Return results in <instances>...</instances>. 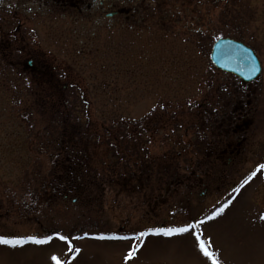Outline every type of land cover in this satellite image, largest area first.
I'll use <instances>...</instances> for the list:
<instances>
[{"label": "rangeland", "instance_id": "obj_1", "mask_svg": "<svg viewBox=\"0 0 264 264\" xmlns=\"http://www.w3.org/2000/svg\"><path fill=\"white\" fill-rule=\"evenodd\" d=\"M259 164L264 0H0V264H264Z\"/></svg>", "mask_w": 264, "mask_h": 264}, {"label": "water", "instance_id": "obj_2", "mask_svg": "<svg viewBox=\"0 0 264 264\" xmlns=\"http://www.w3.org/2000/svg\"><path fill=\"white\" fill-rule=\"evenodd\" d=\"M210 56L218 69L235 74L246 83L257 79L262 72L261 62L254 50L232 38L216 40Z\"/></svg>", "mask_w": 264, "mask_h": 264}, {"label": "snow or ice", "instance_id": "obj_3", "mask_svg": "<svg viewBox=\"0 0 264 264\" xmlns=\"http://www.w3.org/2000/svg\"><path fill=\"white\" fill-rule=\"evenodd\" d=\"M262 169H264V164H259L257 166V169L254 170L253 172H251L250 175L243 181V184H247L248 181L251 180L252 177L256 175L257 171H260ZM243 184L241 186H243ZM239 190H240L239 188L234 189V191H239ZM222 211H223V207L216 209V211L213 213V216L218 215ZM261 218L264 219V216H262ZM199 223H202V222L198 221L197 225ZM193 227H194V225L188 224V225H185L184 227L149 229V232L162 233L164 235H172L173 233H184V232L188 231L189 229H191ZM146 234L147 233H145V232L139 233V235L141 237H143ZM57 235H59V233H57ZM85 235H87V233ZM195 235H196V240H197V243H198V247H199L200 251L204 254V256L207 257L208 259H210L212 261V264H220V261L217 258L216 253L211 251V250H209L208 243H206V241H204V240H202L200 238V234L199 233H196ZM59 238L61 240H65V241L69 240L68 236L60 235ZM101 238H104V237L102 236ZM27 239L33 240L36 243H43L44 242V240H39L35 236L28 237ZM50 239H51V237H45V240H50ZM0 242L5 243V244H8V243H21L22 242V238H18V239H15V240H9V239H7L5 237H0ZM69 243L71 244L70 241H69ZM75 251L78 252L79 249H75ZM135 253H136V248L135 247L130 249L128 254L125 256V260H128L131 257H133L135 255ZM52 259L54 261H56V264H64V262L59 260L55 255L52 256Z\"/></svg>", "mask_w": 264, "mask_h": 264}, {"label": "trees", "instance_id": "obj_4", "mask_svg": "<svg viewBox=\"0 0 264 264\" xmlns=\"http://www.w3.org/2000/svg\"><path fill=\"white\" fill-rule=\"evenodd\" d=\"M60 115L62 116L63 113H61ZM61 116H60V117H61ZM68 145H69V144H68ZM69 146H70V145H69ZM67 156H68V155H67ZM69 157H70V156H68L67 158H69ZM70 171H71V172L73 171V173H72V175H73V174H74V170H69L68 172H70ZM61 179H62V177H61ZM63 179H64V178H63Z\"/></svg>", "mask_w": 264, "mask_h": 264}, {"label": "flooded vegetation", "instance_id": "obj_5", "mask_svg": "<svg viewBox=\"0 0 264 264\" xmlns=\"http://www.w3.org/2000/svg\"><path fill=\"white\" fill-rule=\"evenodd\" d=\"M111 1H112V0H111ZM102 3H104V2H102ZM29 63L31 64V62H29ZM143 189H146V187L143 186Z\"/></svg>", "mask_w": 264, "mask_h": 264}]
</instances>
